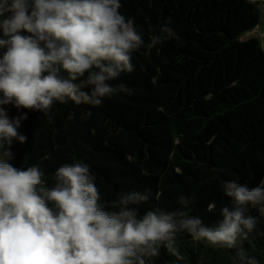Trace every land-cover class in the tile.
<instances>
[{
  "label": "trees",
  "instance_id": "obj_1",
  "mask_svg": "<svg viewBox=\"0 0 264 264\" xmlns=\"http://www.w3.org/2000/svg\"><path fill=\"white\" fill-rule=\"evenodd\" d=\"M205 1L197 32L175 16L181 0H121V13L134 20L146 44L165 25L175 38L160 53L154 47L133 53L134 71L111 82L130 93L99 106L56 102L48 114L24 109L19 131L28 139L14 145V166L39 165L51 187L61 164L84 161L105 207L136 190L149 196L134 205L139 215L172 211L183 194L191 200L189 215L215 224L220 208L230 206L224 181L252 187L264 178V48L256 38L242 39L260 24L255 4ZM6 107L10 116L18 114ZM248 214L257 217V228L240 246L264 264V216L255 208ZM175 247L182 259L161 247L150 264H232L236 252L186 232L177 234Z\"/></svg>",
  "mask_w": 264,
  "mask_h": 264
},
{
  "label": "clouds",
  "instance_id": "obj_2",
  "mask_svg": "<svg viewBox=\"0 0 264 264\" xmlns=\"http://www.w3.org/2000/svg\"><path fill=\"white\" fill-rule=\"evenodd\" d=\"M121 7V0H0V264H150L161 247L182 259L175 244L183 232L235 248L232 264H261L240 244L257 228L249 209L264 216V178L252 187L224 181L230 206L207 225L188 214L191 200L183 194L172 211L158 207L139 215L134 205L149 196L136 190L105 207L84 161L61 164L51 187L39 165L11 162L14 145L28 139L19 131L24 109L48 114L56 102L99 106L130 93L111 82L134 71L133 53L175 38L165 25L146 44ZM6 106L18 114L10 116Z\"/></svg>",
  "mask_w": 264,
  "mask_h": 264
},
{
  "label": "rangeland",
  "instance_id": "obj_3",
  "mask_svg": "<svg viewBox=\"0 0 264 264\" xmlns=\"http://www.w3.org/2000/svg\"><path fill=\"white\" fill-rule=\"evenodd\" d=\"M206 0L205 2H207ZM251 3L255 4V6L259 9L261 13V20L260 24L252 29L251 31L247 32L242 39L247 40L250 38H256L258 39L263 48H264V0H249ZM203 0H181L180 5L178 6L175 16L178 17L179 20L183 21V26L188 27L190 29H195V31L200 32L202 30L201 24L197 21L196 18L200 14H203V12L208 8L204 7V4L202 3ZM208 4V2H207ZM204 7V8H203ZM153 34L160 35L161 32L154 31ZM171 42L170 39L168 40H162L154 49L157 53H160L162 50H164L169 43Z\"/></svg>",
  "mask_w": 264,
  "mask_h": 264
}]
</instances>
